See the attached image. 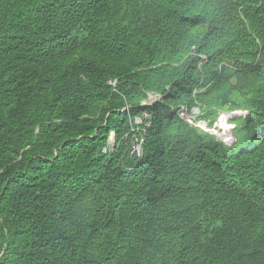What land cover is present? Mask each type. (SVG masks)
<instances>
[{
	"label": "trees",
	"instance_id": "trees-1",
	"mask_svg": "<svg viewBox=\"0 0 264 264\" xmlns=\"http://www.w3.org/2000/svg\"><path fill=\"white\" fill-rule=\"evenodd\" d=\"M0 264H264V0H0Z\"/></svg>",
	"mask_w": 264,
	"mask_h": 264
},
{
	"label": "rangeland",
	"instance_id": "rangeland-1",
	"mask_svg": "<svg viewBox=\"0 0 264 264\" xmlns=\"http://www.w3.org/2000/svg\"><path fill=\"white\" fill-rule=\"evenodd\" d=\"M159 96H160L159 93H156V94L155 93H148V98L151 101L154 100V99H156V98H158ZM178 113L182 117V119L183 118L184 119H189L190 118L192 121H194V120H196V115L198 114V110H197V108H193V114H190L189 115V112L187 111V109L185 107H180L178 109ZM221 113L227 115L228 118H229V115L230 116L231 115L232 116H239L240 114H242L239 111H224V112H220L218 115H220ZM143 118H144L143 116L142 117H135L133 119V122H135L136 124H141ZM217 118H219V117H217ZM222 119H223L222 117L220 119H217V122H215L213 126H218L219 128H221V127L224 128V126L221 124V120ZM225 121L227 122V120H225ZM198 122H200V121H198ZM230 131H231V128L230 129H228V128L219 129V131H218V137H220L221 139H224V141L227 142V141L230 140V135H231V132ZM210 132L211 133H214L215 131L211 130ZM134 140H135V138H134ZM137 140H138V137H137ZM111 141H112V133H110L108 135V137H107V143L109 144V146H108V149L109 150H112L113 149V143ZM233 141L234 140L232 139L231 142H233ZM120 142L121 141L118 142V146L120 145ZM141 150H142L141 145L138 144V148H137L136 142H135V144L132 143L130 145H126L125 146V151H127V156L128 157H136L137 152L139 153Z\"/></svg>",
	"mask_w": 264,
	"mask_h": 264
},
{
	"label": "bare ground",
	"instance_id": "bare-ground-1",
	"mask_svg": "<svg viewBox=\"0 0 264 264\" xmlns=\"http://www.w3.org/2000/svg\"><path fill=\"white\" fill-rule=\"evenodd\" d=\"M185 107V106H184ZM186 108V107H185ZM187 109V108H186ZM179 114V113H178ZM189 115H190V113H189ZM181 117V116H180ZM181 119H182V117H181ZM186 124H188V125H192L193 126V122H192V120L189 118V119H182ZM137 138V137H136ZM135 138V139H136Z\"/></svg>",
	"mask_w": 264,
	"mask_h": 264
},
{
	"label": "built area",
	"instance_id": "built-area-1",
	"mask_svg": "<svg viewBox=\"0 0 264 264\" xmlns=\"http://www.w3.org/2000/svg\"><path fill=\"white\" fill-rule=\"evenodd\" d=\"M135 142H136V144H137V148H138V144H139V142L137 141V139L134 140V144H135ZM139 145H140V144H139Z\"/></svg>",
	"mask_w": 264,
	"mask_h": 264
},
{
	"label": "clouds",
	"instance_id": "clouds-1",
	"mask_svg": "<svg viewBox=\"0 0 264 264\" xmlns=\"http://www.w3.org/2000/svg\"><path fill=\"white\" fill-rule=\"evenodd\" d=\"M137 139V138H136ZM138 142H139V144L141 145V143H140V141L139 140H137ZM133 144H134V140H133ZM141 152V151H140Z\"/></svg>",
	"mask_w": 264,
	"mask_h": 264
}]
</instances>
